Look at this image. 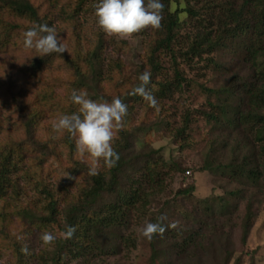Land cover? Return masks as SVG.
I'll return each instance as SVG.
<instances>
[{
  "label": "trees",
  "instance_id": "trees-1",
  "mask_svg": "<svg viewBox=\"0 0 264 264\" xmlns=\"http://www.w3.org/2000/svg\"><path fill=\"white\" fill-rule=\"evenodd\" d=\"M77 1L78 5L70 12L72 6L68 3L73 5L70 0H0V50L19 47L15 35L23 36L32 26L44 24L54 27L64 44L59 29L62 24L67 27L69 24L73 41L64 44L68 52L40 57L35 51L26 72L31 69L42 73L59 61L60 66L70 70L74 90L86 92L95 101L111 102L120 98L130 110H134L132 100L154 106L144 95L135 92L141 84L139 77L150 73L145 93L154 97L162 115L168 114V129L175 141L183 144V149L192 145L191 129L198 114H205L209 121L228 123L232 131L250 125L249 135L260 145L259 151L254 150L244 162L236 159L227 167L237 179L242 177L264 188V0H243L240 4V0H183L185 7H181V0H162L163 19L159 29L148 27L132 34L138 40L135 47L126 40L116 46L112 42L107 54L94 45L96 38L104 36V31L81 23L80 10H86V0ZM60 3H65V7L57 11ZM121 48L129 50L126 58L116 54V49L119 52ZM221 50L235 57L227 61L217 58ZM133 55L141 59L132 60ZM233 62L241 69L229 71L231 76L224 86L209 88L205 80L211 66L218 69L228 64L232 69ZM130 68L133 78L121 81L119 78L131 74ZM23 74L22 80L26 82L27 76ZM199 79L203 81L200 84ZM110 80L115 82L114 90L122 88L124 81L125 85L133 82L134 86L126 95H110L103 86ZM196 85L210 92V96L215 94L216 102L210 99L209 105L216 110L196 111L187 96L190 103L179 114L181 99L197 88ZM35 94L37 101L57 102L54 90ZM24 95L21 89L13 97L20 114L14 121L24 137L10 144L7 150H0V235L13 245L20 264H27L30 255L40 261L43 257L42 250L36 254L32 243H24L27 234L32 235V242L45 233L54 237L51 242L54 249L49 255L53 264H111L107 261L111 256H132L141 246L140 227L146 213L166 199L164 196L169 194L168 187L172 185L168 182L170 178L182 173L185 179L192 180L177 190L176 199L191 195L196 189L195 172L192 174L180 161L163 155L162 149L146 147L143 136L150 130L144 126L131 128L130 112L116 130L113 142L119 161L114 167L103 162L102 168L96 167L95 176L89 174L90 163L75 157V138L65 132L63 144L74 164L65 168V173L75 182H61L46 164L54 158L62 159L64 153L58 149L51 130H47L52 134L50 139L39 134L37 104ZM231 98L236 99L235 106ZM68 102L71 105L68 109L63 107L65 114L77 113L79 105L72 102L71 95ZM168 102H176L174 111ZM176 113L180 124L177 119L172 123ZM25 159L36 163L26 169ZM214 166V161L208 159L198 170L212 171ZM219 200L223 206L228 205L226 198L219 197ZM210 211V206H199L193 216H188L192 225L189 221H183L182 225L170 223L163 213L153 214L162 230L149 235V264H231L233 259V264H244V254L235 258L236 242L222 227L212 225L211 233L206 236L207 219L199 214L202 212L207 217ZM256 215L251 201L245 219L237 220L242 223L244 246L249 243ZM18 219L20 229L13 225ZM69 228L75 229L70 237ZM257 252V249L248 252L250 264H256ZM117 261L114 264H119Z\"/></svg>",
  "mask_w": 264,
  "mask_h": 264
},
{
  "label": "rangeland",
  "instance_id": "rangeland-1",
  "mask_svg": "<svg viewBox=\"0 0 264 264\" xmlns=\"http://www.w3.org/2000/svg\"><path fill=\"white\" fill-rule=\"evenodd\" d=\"M59 1L61 2L63 0ZM70 1L73 2V5L68 3L69 7L70 5L72 6L70 7L72 8L70 12H72L78 5V1ZM181 1V7H185V2L183 0ZM242 1L243 0H240L239 4ZM98 2L99 0H86L84 6L86 10H80L82 11L80 16H82L81 23L92 29L101 31L102 29L98 26L97 17L95 16V9ZM64 7L65 3H60L57 11ZM174 7H177V4H175ZM67 25L70 27L69 24ZM62 26L63 27L59 29L61 31V38L64 44L67 45V43L73 41L71 38L73 37L72 32L69 31L70 29H68L66 25L62 24ZM14 38L19 41V47H9L8 50H0V150H7L10 144H14L16 141L19 142L24 137L22 129L15 124L14 120H18L20 114L17 112L16 105L13 104L14 94H18L19 90L22 89L25 93V98L29 96L32 98L31 100L37 104L40 112L38 123L39 134L50 139L52 138V134H49L47 130H51L53 134H55V141L58 149L64 153L62 159L59 160L54 158L48 161L46 166L52 170L53 174L57 177L56 179L62 180L61 182L67 184L71 182L74 183L75 181H72L70 177H68V173H65V168H71L74 166L71 162L72 160L69 159L68 156L69 150L65 144H63V136L65 132L57 133L52 129L53 121L59 116L64 115L66 112L64 111V108L68 109L71 105L70 102H68L69 97L74 90V87L71 85V72L69 69L60 66L59 61L56 62L54 67H50V69L45 70L42 73H34L31 69L26 72V69L31 65L32 56L36 54L35 50L25 48L24 43L21 45V42L24 41V36L15 35ZM123 40L129 41L134 47L138 42V40L132 38V36L122 38L119 36H109L104 34L103 37L95 39L94 45H96L97 48L101 47L103 52L107 51V54L111 50L109 49L111 47L110 43L113 42L114 46H116V43L120 44ZM116 50V54L120 53L121 57L126 58L128 56V49L121 48L119 52L118 49ZM138 56L140 57L139 53ZM138 56L133 55L131 56V59H141ZM218 57L227 61L233 59L235 54H230L227 50H221L217 53V58ZM231 67L232 69L228 68V64L218 67V69L211 66L208 71V77L205 80L209 88L215 89L224 86L227 78L231 76L230 72L233 73L241 69V66H238L235 62L232 63ZM244 72L246 73L247 71H243L242 73ZM23 73L27 76L26 82L22 80L24 77ZM127 75L128 76L123 77L119 76L121 77L119 79L121 81H129L133 78V72H131V74L127 73ZM130 75L132 77H129ZM115 78L117 79L116 76ZM200 80L202 79H199L198 84H200ZM126 81H124L122 88L119 87L116 90L113 89V84L115 85V82L112 80L109 82L105 81L103 86L107 89L110 95H126L134 86L133 82H127L125 85ZM196 87L197 88L181 99V110L179 111V114L186 111L184 105L189 104L190 101L192 103L191 108H194L196 111L206 110L210 112L215 109L209 105L210 99L216 102L217 98L215 94L210 96V92L202 90L198 85H196ZM45 89L50 91L54 90L56 92L57 102L51 103L49 101H37L38 99L35 93L44 91ZM187 96L190 97V101L188 102L186 99ZM234 97L235 96H233V98ZM233 98H231V101L235 106L236 99ZM175 103L176 102H168L167 105H172L171 109L174 111L175 108L173 107L175 106ZM131 104L134 110L127 109V112H130L131 114L129 119L130 127L136 129L139 126H144L146 129H149L150 132L147 136H143L146 141V147L150 145L162 149L161 152L163 155L180 161L185 169H190L192 171V174L195 172V175L197 176L196 189L191 195L185 197L181 196L176 199L175 195L177 190L180 187L187 186L192 180L188 178L185 179L182 173L178 174V177H171L168 182H171L172 185L168 187L170 191L169 194L164 196L166 199L161 200L159 203L157 202L156 205L146 213L144 223L142 224L143 226L140 227L141 246L139 250L137 249V252L135 251L132 253V256H111L107 261L111 264H114L115 260H118L117 262L119 264H149L150 238L149 235H144L143 229L148 223L157 224V217L153 214L159 212L161 214L163 213L165 219L170 223L173 221L174 223L182 225L183 221H189V224L192 225L190 222L192 220L191 218H188V216H193V211L199 206H210L211 211L207 217H205L202 212L199 214L200 217L203 216L204 219H207L208 224L205 228L206 236L211 233L212 225H218L227 233H230V236L235 240V258L244 254V264H250V254H248V252L257 249L256 264H264V188L260 189V186L247 181V179H242V177L241 179H237L234 174H231L232 169L227 167V165L233 163L234 160L237 159L242 163L246 156H251L252 151L256 149L259 151L258 147L260 145H256L253 135H249L250 125L243 126L242 128H235L232 131L227 126L228 123L224 122V124H221L213 120L209 121L205 114H198V119L194 122L193 128L191 129L192 145L183 149V144L181 145L179 142H176L174 135L171 133L170 129H168L166 119L168 114H166V116L162 115L159 106H151L146 102L141 103L135 102L134 100H132ZM170 117L172 116L170 115ZM176 117L177 113L171 118L172 123L175 122L176 119H179ZM178 124H180L179 120ZM116 136L117 131H115L114 140ZM75 157L83 162L90 163L98 169L104 166V161L102 159L94 162L93 158L87 152L80 151L78 147ZM208 159L213 160L214 165L217 167L214 166L212 171L198 170V168L202 167L204 162ZM35 163L36 161L33 159H25L23 161V164H26V169H30ZM219 197L226 198L228 200V205L223 206ZM206 198H209V200ZM31 199H33V195L31 196ZM251 201L253 202V211L257 215L252 225L248 241L249 243L244 246L242 241V223H237V220L245 219L248 204ZM223 207L225 210H223ZM136 220L138 221V219ZM20 222L19 219L14 220L13 225L20 229L18 226ZM200 222H203L202 218ZM25 237L24 243H32V250H34L36 254H38L40 250H42L41 253H43V257H40L42 262L30 255L27 264H53L51 256L49 255L54 249V246L51 243H44L42 239L43 235L38 236L35 242H32L34 240L32 235L28 237L27 234ZM45 247H48L49 249L46 250ZM43 249H45V252H43ZM0 262L2 264L19 263L13 245L9 240L6 241L1 235ZM233 263L234 259L231 264Z\"/></svg>",
  "mask_w": 264,
  "mask_h": 264
},
{
  "label": "clouds",
  "instance_id": "clouds-1",
  "mask_svg": "<svg viewBox=\"0 0 264 264\" xmlns=\"http://www.w3.org/2000/svg\"><path fill=\"white\" fill-rule=\"evenodd\" d=\"M164 4L162 0H99L95 9L98 26L109 36L128 37L141 30L152 27L159 29L163 19ZM24 47L34 49L37 56L44 57L53 53L62 55L67 47L58 38L56 29L47 24L34 25L23 33ZM135 92L144 95L153 105L154 97L145 93V86L150 80V73H143ZM71 100L79 105V111L70 115L59 116L52 123V129L57 132H67L75 138L80 151L87 152L93 161L103 160L109 167L116 166L119 154L113 148L115 131L121 127L127 113V105L120 99L111 102L95 101L86 92L73 90ZM90 175H97L95 166H90ZM160 229L158 224L148 223L144 235H150ZM74 228H69L70 237ZM45 243H51L54 237L45 233L42 237Z\"/></svg>",
  "mask_w": 264,
  "mask_h": 264
}]
</instances>
